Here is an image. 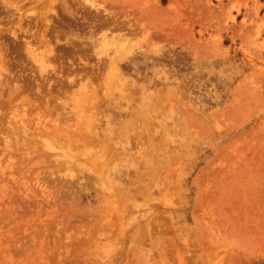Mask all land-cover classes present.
<instances>
[{
    "label": "rangeland",
    "instance_id": "rangeland-1",
    "mask_svg": "<svg viewBox=\"0 0 264 264\" xmlns=\"http://www.w3.org/2000/svg\"><path fill=\"white\" fill-rule=\"evenodd\" d=\"M0 264H264V0H0Z\"/></svg>",
    "mask_w": 264,
    "mask_h": 264
},
{
    "label": "bare ground",
    "instance_id": "bare-ground-1",
    "mask_svg": "<svg viewBox=\"0 0 264 264\" xmlns=\"http://www.w3.org/2000/svg\"><path fill=\"white\" fill-rule=\"evenodd\" d=\"M149 23H151V22H149ZM152 23H153L154 27L156 28L155 31H154V34L156 33V34L160 35V34L162 33V25L160 24V22H157V23H156V22H152ZM173 24H174V23H173ZM153 25H152L151 27H153ZM139 27H140L141 29H143L144 31H146V24L142 23L141 25H139ZM147 27H148V25H147ZM164 27H165V26H164ZM153 29H154V28H153ZM108 30H109L110 32H112L111 29H108ZM147 30H148V29H147ZM63 31H64V30H63ZM67 31H68V33H69V28L67 29ZM101 31L103 32V30H101ZM134 31H136V27L131 28V26H129V30L127 31V33H132V32H134ZM70 32H71V30H70ZM110 32H107V30H106V32H105V30H104L103 35L101 34L100 36H102V37L105 38V39H108L107 35L109 36V33H110ZM68 33H67V34H68ZM71 33L74 35V32H71ZM71 33H70V35H71ZM75 33H76V32H75ZM113 33H114V32H113ZM113 33H111V34H113ZM115 33H116V32H115ZM115 33H114V35H115ZM121 33H122V32H121ZM127 33L124 32V33H122V34H123L124 37L126 36V39H127L128 41H130L132 38L129 37V34H127ZM145 33H146V32H145ZM170 33H172V32H170ZM63 34H64V33H63ZM67 34H66V35H67ZM76 34H79V33L77 32ZM76 34H75V35H76ZM111 34H110V35H111ZM122 34H119V33H118V34L115 35V37L118 36V35H120V37H121ZM70 35H69V36H70ZM146 35H148V33H147ZM76 36H77V38H78L79 35H76ZM172 36H173V35H172ZM70 37H72V35H71ZM73 37H74V36H73ZM118 37H119V36H118ZM124 37H123V38H124ZM67 38H68V36L66 37V39H67ZM80 38H82V37H80ZM112 38H113V40H114V37H112ZM71 39H72V38H69V40L67 39V40H68V43H69V41H71ZM78 39H79V38H78ZM88 39H89V38H88ZM119 39H120V38H119ZM121 39H122V38H121ZM121 39H120V40H121ZM110 40H111V41H110ZM120 40L117 41V42L119 43ZM132 40H133V39H132ZM140 40H142V39H140ZM140 40H139V41H140ZM90 41H92V40L90 39ZM105 41H106V40H105ZM109 41L112 43V39H109ZM122 41H123V40H122ZM71 42H72V41H71ZM94 42H95V40H93V43H94ZM103 42H104V39H103ZM125 42H126V40H124V43H125ZM130 42H131V41H130ZM140 42H141V41H140ZM100 43H101V42L99 41V44H100ZM107 43H109V42H107ZM107 43H105V44H107ZM115 43H116V42H114V43H112V44H115ZM124 43H123V45H124V48L126 49L125 46H127V45L130 44V43L127 42V45H125ZM132 43H133V41H132ZM135 43H136V42H135ZM142 43H143V42H142ZM69 44H70V43H69ZM99 44H98V45H99ZM133 44H134V43H133ZM133 44H132V45H133ZM109 45H111V44L109 43ZM120 45H122V42H121ZM137 45H138V44H137ZM102 46H103V45H102ZM106 46L110 48V46H108V44H107ZM106 46H104V49L106 48ZM111 46H112V45H111ZM115 46H117V45H115ZM28 48H29V47H28ZM113 48H114V47H113ZM116 48L119 49L118 46H117ZM120 48H121V47H120ZM127 48H129V46H128ZM130 48H131V47H130ZM133 48H134V47H133ZM195 49H196V48H195ZM28 50H29V49H28ZM112 50H113V49H112ZM126 50H127V49H126ZM126 50H124V49H123V50H120V51H123V52L121 53V52L119 51V53H121V55L123 56L124 51H126ZM29 51L32 52L31 48H30ZM128 51H129V50H128ZM31 52H29V53H31ZM113 52H114V51H113ZM116 52H117V50H116ZM201 53H202V52H201ZM118 55H119V54H118ZM118 55H115V56H116V57H115V60H116V58L118 59V57H117ZM119 56H120V55H119ZM120 57H121V56H120ZM120 57H119V58H120ZM109 60H110V58H109ZM109 60H108V61H109ZM110 61H112V60H110ZM113 62H114V61H113ZM109 64H110V62H109ZM109 64H108V65H109ZM111 64H112V63H111ZM113 66H114V65H113ZM113 66L110 65L111 68H112ZM111 68H110V69H111ZM114 68H116V65H115ZM114 68L111 69V70H112V73H113V69H114ZM114 73L117 74L118 72H114ZM114 73H113V74H114ZM68 80H69V78H68ZM69 83H70V82H69ZM79 109H80V107H79ZM81 110H82V109H81ZM77 111H78V110H77ZM83 113H84V112H83Z\"/></svg>",
    "mask_w": 264,
    "mask_h": 264
}]
</instances>
